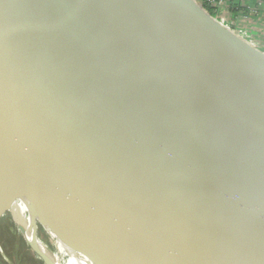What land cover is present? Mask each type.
Listing matches in <instances>:
<instances>
[{"label":"water","instance_id":"water-1","mask_svg":"<svg viewBox=\"0 0 264 264\" xmlns=\"http://www.w3.org/2000/svg\"><path fill=\"white\" fill-rule=\"evenodd\" d=\"M136 1L156 26L128 0H0V164L127 213L133 264L147 242L264 264V52L196 0Z\"/></svg>","mask_w":264,"mask_h":264},{"label":"bare ground","instance_id":"bare-ground-1","mask_svg":"<svg viewBox=\"0 0 264 264\" xmlns=\"http://www.w3.org/2000/svg\"><path fill=\"white\" fill-rule=\"evenodd\" d=\"M128 1L147 22L156 26L155 18L146 8L136 0ZM186 83L197 97L222 94L221 89L196 77H190ZM2 166L0 164V219L8 221L11 235L7 243L13 260L0 241V264H36L33 256L23 252L18 236L34 255L45 260L44 264H107V261L127 264L130 253L125 251L120 210L102 206L87 209L20 169L17 174L24 180L16 195L15 184ZM39 226L43 237L38 234ZM91 246L93 250L89 252ZM107 247L112 248L115 259L103 263ZM94 249L97 254L92 256Z\"/></svg>","mask_w":264,"mask_h":264},{"label":"rangeland","instance_id":"rangeland-1","mask_svg":"<svg viewBox=\"0 0 264 264\" xmlns=\"http://www.w3.org/2000/svg\"><path fill=\"white\" fill-rule=\"evenodd\" d=\"M239 21H241L242 23L244 24H249V20L245 21V20H241V18H238ZM261 28H258V34H260L262 31H261ZM8 172L10 175H14L15 174V171L11 168L8 167ZM13 172V173H12ZM13 181L15 182V184L19 187L21 185V183L23 182V179L22 177H14L13 178ZM15 194L17 195L18 194V188L16 187L15 190H14ZM121 215H122V218H123V223H122V228H123V232H124V236H125V239H126V243H125V250L130 253V256L129 258L127 259V264H133L132 263V250L130 248V245H129V240H128V237H129V232H130V229L133 227V221H132V218L125 212L121 211ZM38 234L39 236H42L43 237V232H42V228L41 226L38 227ZM10 231H9V228H8V221L4 218H1L0 219V241L4 247V249L6 250L8 256L10 259L13 260V257L11 256V250H10V244L7 243V240H9V236H10ZM18 239H19V242H20V245H21V248L23 250V252L25 254H28V255H31L34 257L33 260H35V263L36 264H44L42 259L38 256V255H34V253L32 252V250L26 246L24 243H23V240L20 236H18ZM142 241V239H140ZM147 244V252L149 250H154V255L156 256L155 258L151 257L150 255L148 256V263L149 264H179V262L177 260H175L172 255H170L169 253H161L159 252L158 250L156 251L155 249V246L150 244V243H145V246ZM145 248V247H144ZM146 249V248H145Z\"/></svg>","mask_w":264,"mask_h":264},{"label":"built area","instance_id":"built-area-1","mask_svg":"<svg viewBox=\"0 0 264 264\" xmlns=\"http://www.w3.org/2000/svg\"><path fill=\"white\" fill-rule=\"evenodd\" d=\"M196 1L200 3L206 10L207 8L204 6V4H208L209 6H211L213 10L216 11V14L213 16L217 20H219L226 27L234 31L237 35L242 37L246 42L259 48L264 52V35L258 34L256 29H254V26L248 27L249 24L244 25V23L238 20V18H241V20H245V21L249 20L250 22L253 19L255 20V18L249 19L250 17L246 12V10L240 9V7L237 4V1L239 0H196ZM262 2H264V0H257L258 4H261ZM232 9H235L238 12V17H236L233 20L230 19V17H228L227 15V13L232 11ZM256 20L260 21V18L258 19L256 18ZM262 24H264V22H262Z\"/></svg>","mask_w":264,"mask_h":264},{"label":"crops","instance_id":"crops-1","mask_svg":"<svg viewBox=\"0 0 264 264\" xmlns=\"http://www.w3.org/2000/svg\"><path fill=\"white\" fill-rule=\"evenodd\" d=\"M237 4L240 9L246 10L250 17L249 19L255 18V20L253 19L251 22H249L248 27L254 26V29L259 32L258 28L263 26L261 28L262 32L260 34L264 35V24H262V22H264V2L258 4L257 0H239L237 1ZM227 15L233 20L238 17V12L237 10L232 9V11L228 12ZM256 18H260V21H257Z\"/></svg>","mask_w":264,"mask_h":264},{"label":"trees","instance_id":"trees-1","mask_svg":"<svg viewBox=\"0 0 264 264\" xmlns=\"http://www.w3.org/2000/svg\"><path fill=\"white\" fill-rule=\"evenodd\" d=\"M204 6L207 8V10L212 14L215 15L216 11L213 10V8L211 6H209L208 4H204ZM235 10V9H234Z\"/></svg>","mask_w":264,"mask_h":264}]
</instances>
